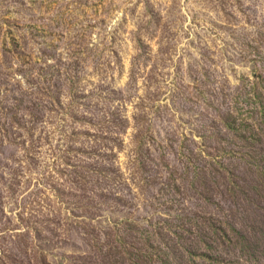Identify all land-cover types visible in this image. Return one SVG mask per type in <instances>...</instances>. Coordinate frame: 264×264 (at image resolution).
<instances>
[{"label": "rangeland", "instance_id": "rangeland-1", "mask_svg": "<svg viewBox=\"0 0 264 264\" xmlns=\"http://www.w3.org/2000/svg\"><path fill=\"white\" fill-rule=\"evenodd\" d=\"M0 264H264V0H0Z\"/></svg>", "mask_w": 264, "mask_h": 264}]
</instances>
